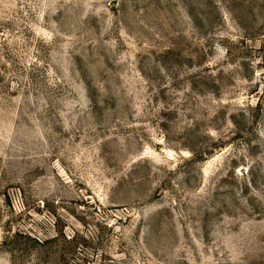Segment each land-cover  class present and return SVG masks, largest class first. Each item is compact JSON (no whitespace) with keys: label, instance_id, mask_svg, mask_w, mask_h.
I'll return each mask as SVG.
<instances>
[{"label":"rangeland","instance_id":"1","mask_svg":"<svg viewBox=\"0 0 264 264\" xmlns=\"http://www.w3.org/2000/svg\"><path fill=\"white\" fill-rule=\"evenodd\" d=\"M0 264H264V0H0Z\"/></svg>","mask_w":264,"mask_h":264}]
</instances>
